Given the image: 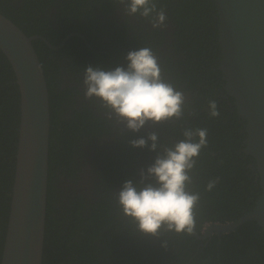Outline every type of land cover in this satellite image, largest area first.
<instances>
[{"label":"trees","instance_id":"1","mask_svg":"<svg viewBox=\"0 0 264 264\" xmlns=\"http://www.w3.org/2000/svg\"><path fill=\"white\" fill-rule=\"evenodd\" d=\"M115 1L22 0L17 12L9 7L12 0H0V14L27 37L39 35L51 46H57L60 38L72 35L58 49L49 48L39 39L32 41L47 86L50 117L41 264H264V232L255 222L213 235L207 242L167 231L157 238L138 232L123 215H112L110 202L100 200L88 209L83 200L71 203V209L63 205L58 176L73 179L71 164L81 146H97V140L108 135L111 128L107 110L99 101L84 97L85 68H126L127 54L140 47L152 48L164 79L184 92V115L180 120L145 126L139 133L120 132L122 145L118 144L108 159L104 176L121 186L129 180L139 184L141 170L146 172L154 163L157 153L148 147L133 148L129 139L147 137L155 131L163 148L184 139L186 128H205L207 146L199 154L188 186L189 191L199 192L201 197L196 210V233L200 236L205 224L236 221L252 209L260 194L253 159L242 151L245 121L239 118L234 100L223 90L225 81L217 69L220 48L212 0H156L157 7L166 12V26L149 29L142 22L145 19L136 15L133 18L143 23H139V31L128 27L129 23L116 27L107 18L113 13ZM104 38L108 43L103 44ZM70 59L73 65L68 63ZM64 75H71L72 87L64 83ZM210 100L217 102L218 117L209 114ZM71 111V118L65 119ZM18 123V88L9 63L0 52V262ZM211 180L218 182L206 191ZM56 203L61 204L58 210ZM132 240L134 244L129 243Z\"/></svg>","mask_w":264,"mask_h":264},{"label":"water","instance_id":"2","mask_svg":"<svg viewBox=\"0 0 264 264\" xmlns=\"http://www.w3.org/2000/svg\"><path fill=\"white\" fill-rule=\"evenodd\" d=\"M218 21L223 90L245 121L242 150L255 163L260 194L251 210L227 224L210 223L197 239L255 222L264 232V0H212ZM0 14V52L8 61L19 93V125L0 264H41L45 229L49 101L32 41ZM43 41V40H42Z\"/></svg>","mask_w":264,"mask_h":264},{"label":"clouds","instance_id":"3","mask_svg":"<svg viewBox=\"0 0 264 264\" xmlns=\"http://www.w3.org/2000/svg\"><path fill=\"white\" fill-rule=\"evenodd\" d=\"M118 3L124 5L125 15H139L153 29L166 26V12L157 7L156 0H118ZM126 60V68L105 70L87 66L83 78L85 99L99 101L110 119L124 124L132 133H139L146 125L180 120L185 110V94L164 79L152 48L130 51ZM208 107L211 117L220 115L215 100H210ZM207 135L205 128H186L184 139L163 148L155 131L130 141L133 148L148 147L157 153L146 172L141 170L140 183L126 181L116 197L122 215L138 232L157 238L164 231L194 233L201 197L199 192L189 191L188 186L199 154L207 146ZM217 182L209 181L206 191H211Z\"/></svg>","mask_w":264,"mask_h":264},{"label":"flooded vegetation","instance_id":"4","mask_svg":"<svg viewBox=\"0 0 264 264\" xmlns=\"http://www.w3.org/2000/svg\"><path fill=\"white\" fill-rule=\"evenodd\" d=\"M89 4H91V2ZM9 7L19 12V9L22 7V0H12V2L9 4ZM107 18H109L116 27L125 25V23H129L128 27H132V28L134 27L136 31H139L138 30V25L140 26L139 23L148 22L147 20H142L141 22L137 18L136 19L133 18V16L125 15L124 5L119 4L118 0L115 1L113 13L107 16ZM52 27L54 29H57L55 25H53ZM142 27L145 28L144 25ZM71 36L72 35H66L62 40L60 38V43L57 46H51L43 37L41 36L40 37L49 48L58 49L61 47L62 43ZM51 37L54 38L52 32H51ZM166 39L167 41H170V37H167ZM102 42L103 44H105L108 43V40L104 38ZM220 59H221V55H220ZM68 63L73 65V61L71 59L70 61H68ZM64 66L67 65L65 64ZM68 72L70 73V71ZM70 78L71 77L69 75L68 76L64 75V83L72 87ZM64 83H62V88L65 87ZM72 114H73L72 111L67 112V114H65V119H70ZM107 118L111 125L109 134L103 136L101 139H98L97 146H91L89 144L81 146L82 150L78 153V156L75 158V163L71 164L72 169H74L75 171L73 173L74 178L70 180V179H65V177L58 176L60 180L58 181V183L61 182L59 183V188H60L59 194L62 196L63 205L67 204L66 206L67 209H71L70 204L71 203L72 205L76 204L79 200H83L81 202L83 205H85L87 209L90 206L92 207L95 206L101 200L105 202H110V204H112L114 209V213H112V215H122L119 208L118 210H116V206L118 207L116 197H117V193L120 191L122 186L120 182L110 181L109 178H106L104 176L105 173L104 167L108 164L107 163L108 159L114 154V151L118 149V144L122 145L120 132L124 134L129 132V135H131L132 132L128 131L124 124H117L116 120L110 119L109 116ZM146 126L148 127V125ZM17 138H18V128H17ZM101 172L103 173V176H101L102 175ZM57 173L60 174L59 171H57ZM85 175H87L89 180L83 183V178ZM54 180L51 182L52 186ZM55 184H57V182H55ZM60 207L61 204L58 206L56 203V209L58 210ZM209 224H205L200 232H203ZM213 235L217 236L214 232H211L209 237H206L204 239H197V238L195 239L207 242L210 240V238ZM129 243L134 244L133 240L130 241Z\"/></svg>","mask_w":264,"mask_h":264},{"label":"rangeland","instance_id":"5","mask_svg":"<svg viewBox=\"0 0 264 264\" xmlns=\"http://www.w3.org/2000/svg\"><path fill=\"white\" fill-rule=\"evenodd\" d=\"M143 23H145V22H143ZM144 25H145V26H148L149 29L152 28L151 24L148 23V22L145 23ZM160 29H161V28H160ZM69 76H71V75H69ZM88 180H89V178L87 177V175H85L84 178H83V183L87 182Z\"/></svg>","mask_w":264,"mask_h":264}]
</instances>
